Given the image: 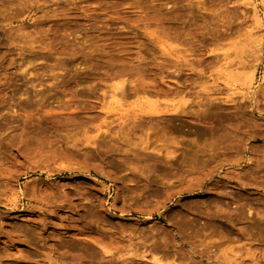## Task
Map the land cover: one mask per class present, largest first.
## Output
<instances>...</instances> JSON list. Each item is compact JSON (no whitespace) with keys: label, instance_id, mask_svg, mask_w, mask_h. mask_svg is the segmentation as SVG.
I'll list each match as a JSON object with an SVG mask.
<instances>
[{"label":"rangeland","instance_id":"1","mask_svg":"<svg viewBox=\"0 0 264 264\" xmlns=\"http://www.w3.org/2000/svg\"><path fill=\"white\" fill-rule=\"evenodd\" d=\"M154 257L264 264V0H0V264Z\"/></svg>","mask_w":264,"mask_h":264},{"label":"bare ground","instance_id":"2","mask_svg":"<svg viewBox=\"0 0 264 264\" xmlns=\"http://www.w3.org/2000/svg\"><path fill=\"white\" fill-rule=\"evenodd\" d=\"M253 8H254V6H252ZM117 87L119 88V90L120 89H122L121 87H122V82L120 81V82H118L117 83ZM230 89V88H229ZM118 90V91H119ZM123 90V89H122ZM121 91V90H120ZM120 91H119V93H120ZM231 92H235V91H231ZM121 93H122V91H121ZM150 103V102H149ZM178 107H179V105H177V106H173V107H171L170 108V111H175V113H171V114H176L177 113V111L178 110H180V111H183V109H182V107H180L179 109H178ZM169 109L168 108H165L164 110H161V109H159V108H156L155 106H154V103H150L149 105H148V107H146L144 110H143V112L144 113H146V114H149V115H158L159 113H161V112H163V111H168ZM144 148H146V147H144ZM156 151H158V150H156ZM167 152V151H166ZM138 257V256H137ZM153 261H155V262H157V264H163V262L161 261V260H159V259H157L156 257H154L153 258ZM165 264V263H164Z\"/></svg>","mask_w":264,"mask_h":264}]
</instances>
